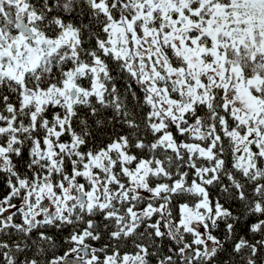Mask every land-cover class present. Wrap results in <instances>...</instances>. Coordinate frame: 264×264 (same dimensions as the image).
I'll use <instances>...</instances> for the list:
<instances>
[{"label": "snow or ice", "instance_id": "obj_1", "mask_svg": "<svg viewBox=\"0 0 264 264\" xmlns=\"http://www.w3.org/2000/svg\"><path fill=\"white\" fill-rule=\"evenodd\" d=\"M0 264H264V0H0Z\"/></svg>", "mask_w": 264, "mask_h": 264}]
</instances>
